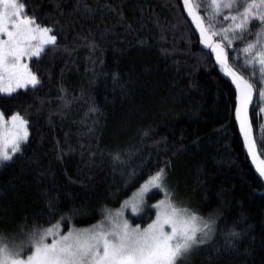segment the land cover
Listing matches in <instances>:
<instances>
[{
    "label": "trees",
    "instance_id": "1",
    "mask_svg": "<svg viewBox=\"0 0 264 264\" xmlns=\"http://www.w3.org/2000/svg\"><path fill=\"white\" fill-rule=\"evenodd\" d=\"M21 2L53 28L57 46L28 62L40 85L0 94V111H19L30 131L23 155L0 167V233L21 239L22 227H48L61 215H73L65 230L97 223L103 207L119 208L166 168L179 201L205 217L219 214L210 246L189 264H264V180L235 118V85L182 0ZM240 45L228 46L232 65ZM153 216L148 206L132 220L147 225ZM232 227L241 233L235 249L223 236Z\"/></svg>",
    "mask_w": 264,
    "mask_h": 264
},
{
    "label": "snow or ice",
    "instance_id": "2",
    "mask_svg": "<svg viewBox=\"0 0 264 264\" xmlns=\"http://www.w3.org/2000/svg\"><path fill=\"white\" fill-rule=\"evenodd\" d=\"M182 4L199 32L200 42L210 49L216 63L235 85V118L247 152L259 175L264 177V158L258 153L249 115L254 96L264 100V0H206L207 21L194 0H182ZM84 8L91 12L87 4ZM221 17L226 23L217 27L216 21ZM254 24L258 25L255 32ZM53 31L38 21L35 13L29 15L26 3L21 0H0V94L11 96L18 89L29 86L35 89L41 84L26 61L40 58L49 46H57ZM248 36L254 39L247 40ZM235 41L243 43L240 67L250 73L248 77L230 63L226 45ZM113 82L120 85L118 73L114 74ZM29 136V120L25 115L17 111L6 117L0 111V167L13 162L18 154L23 155V145ZM113 159L123 163L119 153ZM167 179L166 168H160L119 209L103 207L101 220L89 228L72 226L65 230L64 224H71L73 215H61L56 223L49 221L48 227L34 224L27 231L22 227L21 239L16 236L9 239L0 233V264H189L195 252L210 246L219 214L205 217L183 204L177 193L168 188ZM153 189L164 196L149 205L155 209V218L144 227L133 225L125 218V210L141 213L145 197ZM48 207L54 209L55 202L50 200ZM71 211L77 214L80 210ZM223 236L225 246L230 249H235V242L241 239L235 227Z\"/></svg>",
    "mask_w": 264,
    "mask_h": 264
},
{
    "label": "rangeland",
    "instance_id": "3",
    "mask_svg": "<svg viewBox=\"0 0 264 264\" xmlns=\"http://www.w3.org/2000/svg\"><path fill=\"white\" fill-rule=\"evenodd\" d=\"M194 2H196V3H198L199 4V12H200V14L202 15V16H204L205 17V19L207 20V4H206V0H195ZM225 14H227V13H225ZM222 23H226V22H224L223 21V19L221 20L220 18L216 21V26L217 27H219L220 26V24H222ZM253 39H254V37H253ZM250 40H252V39H250ZM233 45V44H232ZM230 46V48H234L233 46ZM243 47V45H240V46H238L237 48H235V50H234V61H235V63H237V66L236 65H232L237 71H241V74L242 75H245L246 77H248L249 75H250V73L249 72H244V71H242L241 70V67H240V64L243 62V53L240 51V48H242ZM226 48H227V51H228V46L226 45ZM228 53H229V60H230V52L228 51ZM237 58H239V59H237ZM237 61V62H236ZM27 63L29 62V61H26ZM219 68H220V66H219ZM220 70L222 71V73L225 75V76H227L224 72H223V70L220 68ZM228 77V76H227ZM229 78V77H228ZM256 86V85H255ZM253 108H255V110L254 111H256V114L254 115L255 116V118H256V131H255V133H254V129H253V135H254V137H255V140H256V144H257V150H258V153L260 154V156H261V158H264V148L262 147V146H264V113H262L261 112V109H264V100H259L258 99V97L257 96H254V98H253V105H250V107H249V115H250V117H251V119H252V113H251V110L253 109ZM239 123V122H238ZM252 126H253V122H252ZM243 136V135H242ZM244 139V138H243ZM260 145V146H259ZM251 161H252V163H253V160H252V158H251ZM253 165H254V167H255V169H256V166H255V164L253 163ZM258 172V171H257ZM263 178V180H264V177H262ZM167 186H168V184H167ZM140 187H138L134 192H136L138 189H139ZM169 188V187H168ZM170 189V188H169ZM133 192V193H134ZM132 193V194H133ZM153 193H156V194H160L161 196H160V198H158L157 200H155L154 201V203L152 204V205H154V204H156L159 200H161V199H163L164 198V196H163V193L162 192H160L159 190H156V189H153L152 191H150L147 195H146V197H145V204L142 206V212L141 213H139V214H133L132 212H131V210H130V208L129 209H126L125 210V218L126 219H128L129 221H130V223H132L133 225H135V224H140V223H134L133 222V220H132V216L133 217H139V216H141L144 212H145V210L147 209V207L149 206V203H148V198L151 196V195H153ZM132 194L128 197V198H126V199H129L131 196H132ZM125 199V200H126ZM122 204V203H121ZM121 206V205H120ZM120 206H119V208H120ZM119 208H117V209H119ZM153 209V208H152ZM153 211H154V216H153V218L152 219H154L155 218V209H153ZM151 222V221H150ZM149 222V223H150ZM94 224H96V223H94ZM94 224H91V225H87V226H83V227H76V228H89V227H91L92 225H94ZM141 225V227H144V226H146V225H142V224H140Z\"/></svg>",
    "mask_w": 264,
    "mask_h": 264
}]
</instances>
